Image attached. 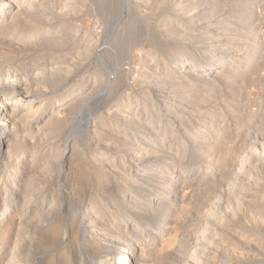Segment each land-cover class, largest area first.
I'll list each match as a JSON object with an SVG mask.
<instances>
[{
	"label": "rangeland",
	"instance_id": "rangeland-1",
	"mask_svg": "<svg viewBox=\"0 0 264 264\" xmlns=\"http://www.w3.org/2000/svg\"><path fill=\"white\" fill-rule=\"evenodd\" d=\"M5 1L6 0H1V3H4ZM119 1H121V2H119ZM157 1H158V3H157ZM176 1L178 2L180 0H173V1L172 0H166L165 1L166 5L160 7L159 2H161V0L160 1L159 0H138V1L137 0H67V1L66 0H61V1L60 0H55V1H52V0H36V2H35L36 4L34 3L30 7L24 8L25 10H23L21 12V17L19 18L20 21L18 19V20H14L13 22H11V20L9 19V21L7 23L5 22V20L2 23H0V101H1L0 103H2L4 98L7 99V97H8V95H6V94L9 91L7 89H5L6 86L7 87L11 86V85L20 86V89L22 90V94L24 92V94H27V96H29L28 99L31 102L29 104L30 106H28L27 108L30 109V108H33V106H35L36 104H39L42 102H43V105H45L44 102L46 100H48V98H50L56 94H59L65 88H69L71 86H76V87L77 86H84L85 85L84 83H86V80L87 81H93V79L96 78L97 76H101L98 79L97 78L94 79L97 82L95 83V87L90 89V92H89L90 96H93L94 94H96L101 89L100 81H102L104 84H106V82L107 83L109 82L110 85L113 83V79L115 77V74L112 72L110 75H107L105 70L103 71V69L105 67V63H104V59H101V57L106 52H108V51H106V49L110 48V49H108L109 52L113 50L112 47L115 46V44H113V41H114V39H117V35H119V34H120L119 36L121 39H123L124 41L126 40L125 41V46H126L125 47V55L127 54L128 56L126 55L127 57L125 58V60H123L122 62H119V64L121 66L118 64L117 68H121L124 66L123 69H125L127 71V81L129 83H131L132 79H133L132 77H134L133 72L139 73L142 70V63L144 62V59L142 60L143 53L151 52L156 46L155 44L152 43L151 40H153V39H151L152 37H150V36L154 35V32L151 31L149 34L148 31L155 29V32L157 33L159 30L165 29L164 27L159 26L160 24L158 22L159 21L158 19L162 18L163 16H165L168 13L174 17H178L177 12H179L178 11L179 7H177V5H175L177 3ZM194 1L195 0H193V1L189 0V2L187 4L183 5V8L187 7L189 4L191 5L192 2H194ZM202 1L203 0H201V2L199 1L200 6H199V4H197L196 7L193 8L194 11H192L193 9L191 7H190V9L185 8V9H189L188 12L192 11L193 13L192 12L189 13V16H188V12H186L187 15L182 17V18H185V19L193 18V15L195 16V15H197V13H199V12L202 13L204 11L208 12L207 15H209V13L213 12L214 16H211L212 19L209 17L210 19H208V20L207 19H204V21L203 20H197V22L199 24L197 22H196L197 24L193 23V27H195V26L198 27L200 25L201 26L203 25L205 27V29H207L208 26H206V24L212 23L213 26L210 25L208 28H212V27L215 28V26L217 27V23L223 21L224 24L228 25L230 29L232 28L231 30H233V32L235 31V28H238V26H239L237 24L239 21L238 15L242 12V8L249 6L248 4L250 2H252L251 0H249L250 2L249 1L244 2L243 0H204L203 5H202L201 4ZM240 2H242L243 4H241ZM156 3L159 6L155 7V5H157ZM62 4H63V7H62ZM40 5L42 6L41 10L38 9L40 7ZM36 6L38 8H36ZM112 6H114V7L116 6L118 8V11H117V8L115 7V9L117 11V15H116L117 17L112 15L114 13V11H113L114 7H112ZM69 7H71L72 9ZM218 7H219V9H218ZM230 7L231 8L233 7V8L231 9ZM122 8L123 9L127 8V9L126 10L124 9L125 10L124 11V10H122ZM253 8L255 10L254 11L255 15L257 13V15H256L257 18L254 15L255 23L258 24L259 27H264V20L263 21L261 19L258 20V18H264V12L261 13V11H260V10H262V8H260V9L257 7H253ZM128 9H130V11ZM34 10H37V11H34ZM195 10H196V12H195ZM208 10H210V11H208ZM40 12H42V13H40ZM232 12H233V15H235V16H231ZM130 13H132V14H130ZM104 15L105 16L107 15V16L105 17ZM109 15H110V18H109ZM35 16H36V18H35ZM147 17H149V18H147ZM233 17H235V18L233 21H231V19H233ZM226 19H227V21H226ZM131 21L136 22V23L133 22L134 25H136V26L132 27L133 24ZM200 21H203V22H200ZM1 24H3V25H1ZM129 25H131V26H129ZM36 28H41L43 31L45 30V32L42 33L43 35L41 34L34 41H25V40L23 41L20 39V37H19L20 33H29V31H32L33 29H36ZM130 28H132V29H130ZM191 29H194V28H191ZM130 31H132V32H130ZM194 32H192V33L194 35H196V33H194ZM188 34L190 36L187 35L185 39L180 41L181 44L179 43V45L184 47L182 49V52L186 53L187 58L190 56V54L187 52L191 51V49L188 47V45L191 44V42H192L191 35H193L191 33H188ZM209 34L210 33H207L206 35H204V34H201V31L198 32L196 35V41L201 42L203 40V37L207 38L208 36H210ZM232 34H234V33H232ZM119 36H118V39H120ZM125 36H126V38H124ZM198 36H200L199 37L200 40H199V38H197ZM188 39H190L191 42L184 41V40H188ZM116 41L117 40H115L114 43ZM185 42H187V44H185ZM104 50H105V52H103ZM54 63H55V65H54ZM101 63H103V64L101 65ZM125 64L127 66H125ZM136 73H135V76H136ZM259 74H261L262 77H264V71H261V73H259ZM94 75H96V76H94ZM262 77H261V82H260L261 84H262L263 79H264V78L262 79ZM130 78H132V79H130ZM97 84H99V85H97ZM219 85L220 84L209 89L206 92L207 94H204V100H207L208 98L210 100V98H211V101L212 100H214L215 102L218 101L219 104H221L222 102H226V105H227V106H223V107H218L219 104L218 103L215 104L214 101H212L214 105L213 104L211 105L213 107V109H212L213 113L215 111L216 112L214 114L219 113L218 116H216V120L213 123H211V125L213 124V127H215L216 123L218 124V123L222 122V126H223V129H222L223 132H220L221 135L217 137L218 138L217 143L219 144L220 151L217 152L215 154V157H214L215 162L217 164L216 165L217 170L216 171L214 170L215 172L212 171L211 175L207 176L205 180H203V178H202L201 180L194 181L196 184L193 186L190 184L191 183L190 180L192 181V179L194 178L195 171H190L189 173L186 174V177L188 180L187 179L184 180L185 182L181 185V193L179 196V197H182V194H183V195H185V198H186L184 201L185 204L183 207V213H180V214L178 213L175 216V218L173 217V220H175L176 222L172 223L171 226L169 225L170 228L168 230H165L161 236V240H163V239H167L168 235L170 234V235H172V237H176V239L179 242L178 241L176 242V239H173L172 240V242H174L173 244H164L163 247L165 249L161 248L163 243H158L157 246L155 245V248L153 247L154 248L153 250H155V251L148 252L150 250V247L148 245V241L151 239V236L149 233L148 234L149 240L146 239L145 241L137 243L139 246L142 245V247L145 249L144 250V252H145L144 256L145 257L142 259L145 262V264H193L194 263L193 261L195 260V257H196V256H194L195 250L199 249L200 246L202 245V242L205 241V239H202L203 238L202 232H204L203 230H205L207 226L211 227V229L213 230V233H215V232H216L215 234L218 233V235L213 236V237H215V239L214 238L212 239V237H210L213 242H212V245L210 246V248H208L209 246L207 247L208 250L206 249V252H205L207 255H209V260H210L209 262L210 263H212V261H218L219 260L223 264H227V263H231V264H236V263L237 264L238 263L239 264H264V251H263L264 250V245H263L264 244V217L261 218L258 216L257 212L254 210L252 203L250 202L249 199H247V198H249L248 195L249 196L250 195L255 196V194H256V196H257V195L262 194L264 192V187H263L264 186V149L260 148V150H259V147H262V144H261L262 139L261 138L264 134V126L261 125L264 123V117H263L264 116L263 115L264 114L263 113L264 112V107H263L264 106V104H263L264 103V94H263L264 92L261 90L260 87H262V86H260V84H257V86L251 85V86L247 87V86H241L242 83L239 82L238 85L235 86V88H234V86L232 87L235 90L231 89V87L228 88V86L225 87L224 85H221V87H220ZM252 86L255 88L253 89ZM242 87L244 88V90ZM245 87H247L248 89ZM250 88H251V90H250ZM134 89L135 88L126 89V90H124V93H132L133 95H136L137 93H139L138 89H135V90ZM212 89H213V91H212ZM260 92L261 93L263 92V93L261 94ZM229 93H233V94H236V96L237 95L238 96L237 97L235 96V99L233 100V98H230ZM243 94H245L246 96H244ZM210 95H212V96L210 97ZM243 96H244V98H242ZM262 96H263V98H262ZM258 99H260V101ZM235 100H236V102H235ZM89 104L91 105L92 103L87 101L85 103L86 107H84V105H83L82 106L83 108L81 107L82 109L80 111V112H83L82 116L85 114L87 118L84 115L83 117H80L77 119L76 113L78 114V112H77L78 108L75 111H72L71 109L70 110L69 109H62L59 112V117H60L59 119H61L60 130L57 132V131H53L52 128L51 129L46 128L45 130L42 129V131H41L42 135L40 137V140H37L35 142V147H34L38 154L47 155L50 153H52V154L57 153V155H58V153H60L58 151H62V149H65L64 153H66L67 147H68V143L65 142L67 140L66 139L64 140L65 136L67 135L66 133L72 134V136H71L72 138H71L70 142L71 143H73V141L76 143L78 142L77 144H78V147L81 151L78 150V152H79L78 153L76 150L77 154L72 153L71 157H69V159L71 160L72 163L70 162L69 159H67L66 165H65L64 171H63V173L65 175H63V176L59 175V172H60L59 169L60 168H59L58 163H53V164L49 165L51 171L49 174H47L49 176V177L47 176L48 178L46 177V175H44V176L41 175L42 172L37 173V172H39V171H37V170H39V168H36V167L33 168L34 169L33 170L34 171V180L32 181V184H33L31 186L32 189L28 190V191L25 189H23V190L21 189L22 191L18 192L17 197H14L11 199L12 202H14L11 206V210H12L11 215L12 216L5 222L6 223V224H4L5 226L2 225V221L0 220V229H2V231L0 230V264H3V263L4 264H16V263L17 264H49V262L52 260V258L54 259L58 256V252H57L58 250H56L57 247L47 248L46 244L43 243V241L41 239H39V238H41L40 237V233H41L40 230L42 231L43 223L46 221H47L46 223L53 221L56 224L58 223L57 225H59L63 230L67 229L68 230V231L66 230L67 236L65 235V238H68V236H70L71 233L75 232L77 228L78 229L80 228L79 230H81V232H83L81 229L84 226L82 224L83 214L85 213L84 211L86 210V208L90 206L89 202H91V203L93 202L94 205H96V203H98L96 206H98V207L100 206L99 207L100 212L98 213L100 215L99 216L100 218L97 220V223L102 222L103 226L104 225L109 226V228L113 231L114 234L120 233V232L123 233L124 231H123V229H121V228H123V226H126L128 229H130V226L132 225L134 219L135 218L137 219V217H141V213L135 212V210H136L135 207L137 205H135V207L131 206L130 208H128L126 210L127 212L125 211L126 213L124 212L125 216L129 215L128 218H125V220L127 222L124 225L120 224V222L117 220V217H115L119 213L117 209L120 208L118 206H121L119 202H120L121 197H123L124 191H122V189H121L122 185H119V183L117 182L118 181L117 177L114 175L113 163H118L121 158L124 159L126 157L125 155H126L127 148L129 146L130 138L128 137V138L121 139L122 137H124L122 131H123V128L125 127V122L123 120H121L118 117V115H116L115 113L112 114V111L114 109H110L111 104H107V103L102 102V101L98 105L93 103L92 106H90ZM210 104L211 103H209L208 105H210ZM233 104H234V107H232ZM259 104L261 107L259 106ZM215 105H217V106L215 107ZM235 106H237V107L235 108ZM11 107L12 106H8L7 109L12 110ZM96 107L98 110L96 109ZM93 108L96 109L97 112ZM220 108H222V109H220ZM227 108H228V110H227ZM234 108L236 109L237 112H230L229 109H234ZM18 109L20 110L19 105H17V107H16L17 111H19ZM29 109H27V110H29ZM85 110L88 112L84 113V112H86ZM260 111H261V113L259 116H254V115H257V113ZM91 113H92V115H91ZM113 115H115V116H113ZM219 116H220V118H219ZM28 117L25 119L26 121L22 122L23 126L20 127L21 129L22 128L25 129L26 128L25 125H27L28 123H29L28 126L31 128V125H32L31 121L33 120L32 118L34 116L30 115ZM260 117H262V118H260ZM229 119H232L234 121H231ZM78 120L79 121L81 120V122H79ZM217 120H218V122H217ZM219 120H220V122H219ZM77 122H78V129L80 128V129H83V131H84V132H81V135H79L80 133L77 132L78 130L72 131V129H70V127L71 128L74 127V125ZM96 123L100 127H98L96 125ZM114 123L117 124V128L112 129L109 126V124L112 126V124H114ZM118 123H119V125H118ZM79 125H81V126H79ZM101 126H104L105 128L101 127ZM108 128H111V129L107 130ZM137 128H140V127H137ZM248 128L250 130L247 131ZM2 130H4V128L1 129V131ZM20 130L18 133H20ZM251 130L254 132L256 131L255 133L258 134V136H257L258 138H256L257 134H253L254 132L253 133L251 132V136L250 135L248 136V134L250 133ZM34 131H35V129H33V132ZM45 131H47V132H45ZM107 132H109V133H107ZM111 132H112L111 135L113 138L109 135ZM113 132L115 135H113ZM128 132H129V130H128ZM246 132H248L247 135H246ZM259 132H260L261 136H259ZM170 133L167 136V139H166L167 142L165 141L166 143L171 141L170 138L172 136ZM116 134H117V136H116ZM245 136H248V137H245ZM1 137H2V132H1ZM246 138H247V141H245ZM252 138H253V140L254 139L255 140L254 141L251 140ZM2 140L3 139H0V141H1L0 145L1 146H3ZM122 140H123V142H122ZM243 140L246 143L245 142L243 143ZM13 141L14 140L10 141V143H14ZM71 143H69V144H71ZM96 143L99 144L100 146L98 145V147H97ZM166 143H164V144H166ZM249 143H250V145H249ZM259 143H260V146L258 145ZM220 144H221V146H220ZM24 145H26V144H24ZM106 146H108V147H106ZM6 147H7V145L5 142V148L3 151H1L2 156H0V210L4 209V207H6L7 203L10 200V199H7V197H8L7 193H5L4 189L2 188L4 186V181L8 176H10L14 172L13 169L15 167V163H14L13 159L16 158L17 152L21 151L22 150L21 148H23L20 146L18 149L17 148L15 149V147L12 146L11 148H13V149H10L11 152L9 155L12 157L9 158L5 154ZM245 148H247L248 150L247 149L244 150ZM239 149H241V150H239ZM173 150H175V148H173V149L167 148L166 149L167 152H171V153L174 152ZM251 150H252V152H251ZM96 151L98 154L102 153V152H104V153L106 152L107 155L112 157L110 159V161L106 160L105 158H102V160H104L103 161L104 165H106L103 171H105L109 174L108 177L110 179V182H111L110 184H111L112 188H110V186H108L107 188L104 187L102 189L101 186H98V185H100L101 180H96L94 176H93V178L92 177L88 178L89 180H86V181L85 180L83 181V180H80L79 178H76L77 177L76 176L77 164H82L83 166H89L90 164L96 165L98 163L97 161H95V157L97 154ZM260 151H262V152H260ZM237 152H239V153H237ZM249 152H251V153H249ZM174 154H176V158L180 157L178 152L177 153L174 152ZM73 155H75V156L73 157ZM77 155H78V157H77ZM82 155L83 156L85 155V157H83ZM239 155H241V156H239ZM244 155H246V156H244ZM248 155H252L253 157L251 156V158H250ZM242 156H244L245 159L250 158L251 160L248 159L249 161L247 160V162H246V160L244 158H242L245 161L244 160L240 161V160H242L241 159ZM81 157H83V158H81ZM238 159H240V160H238ZM254 159H255V161H254ZM79 160H80V162H77ZM183 160L185 161V159H182L180 161L184 162ZM180 161L179 162L177 161L176 165L178 167H180L179 166L180 164H178V163H180ZM237 161H239V162H237ZM67 162H69V163H67ZM85 163H87L88 165L87 164L85 165ZM137 163H141L140 160L136 161V162L132 161V163H131L132 166H130L131 170ZM237 163H239V165ZM244 165H246V166H244ZM66 166L68 167V169ZM238 166H240L241 168ZM110 168L112 169V171ZM35 171H37L36 172L37 175H35ZM238 172H239V174H238ZM58 175H59V177H58ZM1 176H2V178H1ZM66 176H67V178H66ZM168 176L169 175H167V177ZM19 179L20 180L23 179V175H21V177ZM246 179L249 181H247ZM87 181H89V182H87ZM213 181H214V183H213ZM244 181H246L247 184H245ZM210 182L212 184H210ZM16 183H17V180L15 182H11V183L9 182V184L11 185V188H8L7 190H11L12 188L14 189V187H15L14 185ZM168 183L169 182H167V184ZM234 183L235 184L236 183L241 184L243 186L242 187L243 189H245L247 187V189H245L244 192H242V190H241V192L238 190V192L241 193L240 194L241 197H240V195L239 196L235 195L233 198L229 196V194H230L229 191H230V189L233 188L231 186L234 185ZM211 185H214V186L212 187ZM41 187H43V188H41ZM191 188H193V189H191ZM220 189L222 191L225 190V191H223V193H225V194H223ZM227 189H229V190H227ZM103 190H104V192H103ZM106 191H109V192H106ZM195 191H196V193H195ZM226 191H228V193H226ZM226 194H228V196H226ZM231 198L235 201L233 202V200ZM235 198L238 199V201H236ZM226 201H227V203H230L229 204L230 206L229 205L227 206ZM231 203H233L234 205ZM175 206L176 205H173V208L178 207V206H176V207ZM46 208L51 209L50 214L48 216H45V218H44L45 221H43V222L40 221L41 223L39 221L38 222L36 221L37 222L36 223L35 219L33 220V216H34L33 214L41 211L42 209L45 210ZM225 209L227 211H225ZM131 210H132V212H131ZM133 211H134V213H133ZM215 212L222 214V215H220V214L218 215L217 219L219 218V220L212 219V213H215ZM206 216L208 217V219L204 218V219L200 220L201 218L206 217ZM198 218H200V219H198ZM209 218L212 220L209 221ZM259 218H261V219H259ZM141 219L143 220L144 217L140 218L139 220L141 221ZM224 219H226V220H224ZM204 220L207 223V225H205L206 223L204 222ZM55 221H57V222H55ZM180 221L182 222V224ZM183 221H184V223H183ZM196 221H197V223L199 222L201 224V226L199 223L196 224ZM207 221H209V223ZM214 222L216 224L220 222L219 223L220 227L219 226L214 227L215 226ZM223 222H225V223H223ZM46 223L44 225H46ZM24 224H26L25 225L26 227L24 226ZM37 224H39V225H37ZM77 224L79 227L77 226ZM178 224H181V225H178ZM187 224H188V226H187ZM189 224H191V225H189ZM202 225H203V227H202ZM36 226H38L37 228L39 230L36 228ZM190 226H192L193 228L191 227V229H190ZM117 227H119V228H117ZM196 227H197V229H196ZM172 228L175 229L174 233L171 232V230H170ZM181 228L183 231L181 230ZM184 228L186 229L185 232H184V230H185ZM194 228L196 230H194ZM216 228H218V229H216ZM219 228H221V230H222V228H224V229L221 231ZM78 229H77L76 234H77V237H79V238H78V240L76 239L77 237L75 238L76 240L74 239V242H72V245H70L69 250L72 247H75L81 241L80 240L82 238L81 236H84L83 233L80 235V233H81L80 231L78 233ZM92 230H93V228L89 227L88 230L84 232V234L86 233L89 236L90 232ZM178 230H179V232H178ZM191 230H194V231L191 232ZM201 230H202V232H201ZM182 232L185 234H183ZM180 233H182V235ZM186 233H188V234H186ZM194 234H195V236H194ZM198 234H200V235H198ZM136 235L137 234H134L132 237H137ZM197 235H198V237H197ZM179 236H180L181 240H179ZM182 236H183V238H182ZM190 236H192V237L190 238ZM199 236H201L202 238H199ZM219 236L220 237L222 236V238L220 239ZM249 236L251 237V239H248V238H250ZM132 237H130V235H129V238H132ZM243 237H244V239H243ZM189 238L190 239L193 238L194 239L193 242H191L192 240H190ZM238 238H240V239H238ZM186 239L187 240L189 239L190 241L187 242ZM199 239L200 240L202 239L203 241L201 240L202 241L201 242V241H199ZM183 240H184V243L186 241V243H185L186 249H185V247H183L184 249L182 250V248H181V251H180V249H178L177 246H178V243H180L181 241L183 242ZM39 241L42 243H40ZM132 241H133V239H132ZM194 241L197 244H195ZM189 242H191L192 244L191 243H190L191 245L188 244ZM193 243L195 246L192 247ZM198 243H200L201 245ZM189 245H190V247H188ZM204 245H205V243H203L202 246H204ZM160 248L162 249L161 253L159 252V251H161V250H159ZM156 249H158L157 252H156ZM191 250H192L193 256L191 254ZM53 251L55 253H53ZM177 251L179 252L180 255L178 254ZM49 252H51L52 254ZM136 252H137V254H139V250H137ZM182 252L184 255L182 254ZM212 252L214 253V255H213L214 257L211 256L213 254ZM151 253H153V254H151ZM198 253H199V250H198ZM215 253H216V255H215ZM164 254H167V255L165 256ZM160 255L165 256V257L160 258L161 257ZM157 256H159V257H157ZM78 259L80 260L81 258H77V260H74L73 263L78 264L80 262V264H84L86 262L85 264H89L86 261L87 259L86 260L84 259L83 260L84 262L79 261ZM192 259H194V260H192ZM186 261H187V263H186ZM96 263L99 264L97 262V260H93V262L91 264H96Z\"/></svg>",
	"mask_w": 264,
	"mask_h": 264
},
{
	"label": "bare ground",
	"instance_id": "bare-ground-1",
	"mask_svg": "<svg viewBox=\"0 0 264 264\" xmlns=\"http://www.w3.org/2000/svg\"><path fill=\"white\" fill-rule=\"evenodd\" d=\"M52 1H55V0H52ZM165 1L166 0H164V1L161 0V2H159L160 7L166 5ZM191 1H193V0H191ZM199 1L201 2V0H197V1L195 0L194 2H192L191 5L189 4L187 7H184V8H183V5L187 4L189 2V0H180L178 2L176 1L177 3L175 2L176 3L175 5H177V7H179L178 11L180 12L179 13L176 11L178 13V17H174L168 13L165 16H163L162 18L158 19L159 20L158 22L160 24L159 26L164 27L165 29L159 30L157 33L155 32V29H153V30L148 29L149 34L151 31L154 32V35H153L154 37L153 36H150V37H152L151 39H153V40H151V41L156 46L151 52L143 53L142 60L144 59V62L142 63V70L139 73L133 72L134 77H132L133 79L130 78V79H132L131 83H129L127 81V71L125 69H123L124 66L121 68H117L119 62H122L128 56L127 54H126L127 56L125 55V47H126L125 41L126 40L124 41L123 39H121L119 36L120 34H119V35H117V39H114V41L115 40H117V41L115 43L113 41V44H115V46L113 45L114 47H112L113 50L109 52L108 49H110V48L106 49V51H108V52H106L102 56L103 58L101 57V59H104V63H105V67H104L103 71L105 70L107 75H110L112 72L115 74V77L113 79V83L110 85L109 82L108 83L106 82V84H104L102 81H100L101 89L96 94H94L93 96H90V94H89L90 89L95 87V83L97 81L94 79H96V78L98 79L101 76H97L96 78L93 79V81H87L85 79L86 83H84V82L83 83L86 86L85 85L84 86H77V87L71 86L69 88H65L59 94H56V95L48 98V100H46L44 102L45 105H43V102H42V103L36 104L37 106L35 105V106H33V108H30V109L27 108L28 106H30L29 104L31 102L28 99L29 96H27V94H24V92L22 94V90L20 89V86L11 85L8 87L6 86L7 88L5 87V89H7L9 92L6 94V95H8L7 99L4 98L2 103H0V139H3L2 140L3 146L0 145V156H2L1 151H3L5 148V142L7 145L5 154L9 158L12 157V156H9L10 152H11L10 149H13V148H11L12 146H14L15 149L16 148L18 149L21 146V147H23V148H21L23 151L21 150V151L17 152L16 158L13 159V161L15 163V167L13 169L14 172L5 179L4 186L2 187L5 191V193H7V196H8L7 199H10L9 202L7 203L6 207H4V209L0 210V218H1L0 220L2 221V225L6 224L5 222L12 216L11 215L12 214L11 206L14 202H12L11 199L14 197H17L18 192L22 191L23 189H25L27 191L32 189V187H31L33 185L32 181L34 180V171H33L34 169L33 168H35V167L39 168V170H37L39 172L35 171V175H37V173L42 172L43 174L41 173V175H43V176L46 175V177H47L48 176L47 174H49L51 171L49 165L53 164V163H58L59 168H60V169L58 168L60 170L59 175L63 176V175H65L63 173V171H64V167L66 165L67 159H69V157H71L72 153L77 154L78 150H80L78 147V144H77L78 142L77 143L74 141H73V143L70 142L71 138H72L71 137L72 134H70V133H66L67 135L65 136V138L63 137L64 140L65 139L67 140L65 142L68 143L66 153H64L65 149H62V151H58V152H60V153H58V155H57V153L56 154L50 153L47 155H44V154L41 155V154H38L37 151L35 150V148H34L35 142L37 140H40V137L42 135L41 134L42 129L45 130L46 128H48V129L52 128L53 131H57V132L60 130V127H61V119H59L60 118L59 117L60 110H62V109H69L70 110L71 109L72 111H75L78 108V111H77L78 114L76 113L77 119H78V118L83 117L85 115L84 114L82 116L83 112H80V111L83 108L82 107L83 105H84V107H86L85 103L87 101L91 102L92 104L95 103L96 105L100 104L101 101L105 102L107 104H111L110 109H114L112 111V114L115 113L116 115H118V117L121 120H123L125 122V127L123 128V131H122L124 137H122V138L120 137V138L121 139L128 138V137L130 138L129 146L127 148L126 155H125L126 157L124 159L121 158L118 163H113L114 175L117 177V180H118L117 182L119 183V185H122L121 186L122 191H124L123 197H121V199L119 198L120 199L119 203L121 205V206H118L120 208L117 209L119 213L115 217H117V220L120 222V224L124 225L127 222L125 220V218L129 217V215L125 216L124 212L128 208H130L131 206L135 207V205H137L135 207L136 208L135 212L141 213V217H137V219L136 218L134 219L132 225L130 226V229H128L126 226L122 225L123 228H121V229H123L124 232L114 234L113 231L109 228V226H107V225L103 226L102 222L97 223V220L100 218L99 217L100 215L98 214L100 212V208H99L100 206L99 207L96 206L98 203H96V205H94L93 202L91 203L88 201L90 203V206L86 208V210L84 211L85 213L83 214L82 224L84 226H83V228H81L83 232H81V230H79L80 228L79 229L77 228L78 233L80 231L81 232L80 235L83 233L84 236H81L82 237L80 239L81 241L75 247H72L70 250H69L70 245H72V242H74V239L77 237V234H76L77 229L75 228L76 231L71 233V235L68 236V238H65V235L68 231L67 229H66L67 231L65 229L63 230L59 225H57L58 223L56 224L53 221L48 222V223H46L47 221L44 222L43 227H42V231L40 230L41 233L39 232L40 237H41L39 239H41L43 241V243L46 244L47 248L57 247L56 250H58L57 251L58 256L54 259L52 258V260L49 262V264H75L73 262H74V260H77V258H81L80 260L78 259L79 261H83L84 259L85 260L87 259L86 261L89 264H91L93 262V260H97V262L99 264H145V262L142 260L145 257L144 256L145 255L144 254L145 249L142 247V245L139 246L137 243L145 241L146 239H148L149 233L151 236V239H150L151 241L148 239L149 240L148 245L150 247V250L148 252L155 251L153 249L155 248V245L157 246L158 243H163L161 246L162 249H165L163 247L164 244H173L174 242H172V240L176 239V237H172V235L169 234L167 239L161 240V236L165 230H168L170 228L169 225L171 226L172 223L176 222L175 220H173V217L175 218V216L178 213L179 214L183 213V207L185 204L184 201L186 198H185V195H183V194H182V197H179V196L181 193V185L185 182L184 180L187 179L186 174L189 173L190 171H195V176L192 179V181L189 179L191 183L188 181L193 186L196 184L194 181L201 180L202 178H203V180H205L207 176L211 175L212 171L217 170V168H216L217 164L215 162L214 157H215V154L220 151L219 144L217 143V141H218L217 137L221 135L220 132H223L222 131L223 126H222V122L218 123V124L216 123L215 127H213V124L211 125V123H213L216 120V116H218L219 113L214 114L216 111L213 113V111H212L213 107L211 105L213 104L212 101H214V100L211 101V98H210V100H209V98L207 100H204V94H207L206 92L209 89L215 87L218 84H220L219 85L220 87H221V85H224L225 87L228 86V88L231 87V89H233L232 87L234 86V88H235V86L238 85L239 82L242 83L241 86H247V87L251 86V85L257 86V84H260V86H262V87H260V86L259 87L264 92V79H263L264 77H262V75L259 74V73H261V71H264V27H259V25L255 23V18H254V15H255L254 11L255 10L253 8V7H257L259 9L262 8L263 11L262 10H260V11H261V13L264 12V0H251L252 2H250L249 0H243L244 2L249 1L250 3L249 4L247 3L249 6L242 8V12L238 15L239 21L237 24L239 26H238V28H235L234 32H233V30H231L232 28L230 29L229 26L224 24L223 21L217 23V27L215 26V28L214 27L208 28L210 25L213 26L212 23L206 24V26H208L207 29H205V27L203 25L202 26L204 28L201 25L198 27H196V26L193 27V23L195 24L197 22V20H203L204 21V19L208 20L211 18V16H214L213 12H211L212 14L209 13V15H207L208 12L204 11L202 13H200V12L197 13V15H195V16L193 15V18H187V19L182 18V17L187 15L186 12L189 11L190 7L192 9L195 8L196 5L199 4ZM203 1L201 3L202 5H203ZM35 2H36V0H6L4 3H1V0H0V23H2L4 20L7 23L9 21V19L11 20V22H13L14 20H18L21 17V12L23 10H25L24 8L30 7ZM119 2H121V1H119ZM157 3H158V1H157ZM240 3L243 4L242 2H240ZM159 5L157 4V5H155V7H157ZM199 6H200V4H199ZM41 7H42L41 5L39 8L36 6V8H38L40 10L42 9ZM62 7H63V4H62ZM112 7H114V6H112ZM115 7L113 10L114 13L112 14L114 16L117 15V11H118V8L116 7L117 8V11H116ZM219 7H218V9H219ZM69 8H71V7H69ZM127 8H124V9L126 10ZM185 8H189V9H185ZM124 9L122 8V10H124ZM37 10H34V11H37ZM128 10L130 11V9H128ZM192 11H194V9ZM192 11L188 12V16H189V13H191ZM208 11H210V10H208ZM195 12H196V10H195ZM40 13H42V12H40ZM130 14H132V13H130ZM256 15H257V13H256ZM256 15H255V17H256ZM231 16H235V15H233V12H232ZM149 17H147V18H149ZM35 18H36V16H35ZM109 18H110V15H109ZM234 18L235 17H233V19L230 18L231 21H233ZM227 19H226V21H227ZM260 19L262 21L264 20V18H258V20H260ZM19 21H20V19H19ZM203 21H200V22H203ZM133 22H132V24H133L132 27L136 26V25H134V23H136V22H134V23ZM1 25H3V24H1ZM129 26H131V25H129ZM191 28H194V29H191ZM130 29H132V28H130ZM200 31H201V34H204V35H206L207 33H210L209 34L210 36H208L207 38L203 37V40L201 42H198V41H196V35ZM44 32H45V30L43 31L41 28H36V29H33L32 31H29V33H20L19 37L23 41L24 40L25 41H34L37 39V37H39ZM130 32H132V31H130ZM192 32L196 33V35H194ZM188 33H191L193 35H191L192 42L190 39L184 40V41L191 42V44L188 45V47L191 49V51L187 52L190 54V56L187 58L186 53L182 52V49L184 47L179 45V43H180V41L185 39L187 35H189ZM232 33H234V34H232ZM118 36L120 39H118ZM200 36H198L197 38H199ZM124 38H126V36ZM199 40H200V38H199ZM185 44H187V42H185ZM103 52H105V50ZM102 64L103 63H101V65ZM54 65H55V63H54ZM125 66H127V65L125 64ZM135 73H136V76H135ZM94 76H96V75H94ZM260 76L263 79L262 84L260 83L261 82ZM97 85H99V84H97ZM247 87H245V88H247ZM131 88L138 89L139 93H137L136 95H133L132 93H124V90L131 89ZM251 88H250V90H251ZM254 88L255 87H253V89ZM233 90H235V89H233ZM243 90H244V88H243ZM212 91H213V89H212ZM229 95H230V98H233V100L235 99L236 94L229 93ZM243 95L246 96L245 94H243ZM211 96L212 95H210V97ZM244 96L242 98H244ZM262 98H263V96H262ZM258 100L260 101V99H258ZM235 102H236V100H235ZM209 103H211V104L208 105ZM216 103L219 104L218 101L215 102V104ZM92 104L91 105L89 104V105L92 106ZM17 105L20 106V110L18 109L19 111L16 110ZM8 106H12L11 107L12 110L7 109ZM216 106L217 105H215V107ZM223 106H227L226 102H222L221 104L218 105V107H223ZM259 106H260V104H259ZM97 107H96V109H97ZM232 107H234V104ZM236 107L237 106H235V108ZM235 108L229 109L230 112H237ZM27 109H29V110H27ZM96 109H94V110H96ZM220 109H222V108H220ZM97 110H96V112H97ZM227 110H228V108H227ZM87 112L88 111H86L84 113H87ZM260 113H261V111L258 112L257 115H254V116H259ZM30 115L34 116L32 118L33 120L31 121L32 125L30 124L31 128L28 126L29 125V123H28L27 125H25V127H26L25 129H23V128L21 129L20 127L23 126L22 122L26 121L25 119ZM91 115H92V113H91ZM113 116H115V115H113ZM85 117H86V115H85ZM219 118H220V116H219ZM260 118H262V117H260ZM232 119H229V120L234 121ZM79 122H81V120ZM217 122H218V120H217ZM219 122H220V120H219ZM263 124H261V125L264 126ZM96 125H97V123H96ZM118 125H119V123H118ZM79 126H81V125H79ZM109 126L112 129L117 128L116 123L112 124V126L109 124ZM98 127H100V126H98ZM101 127H104V126H101ZM137 127H140V128H137ZM3 128H4V130L1 131V129H3ZM111 128H108L107 130H110ZM33 129H35L34 132H33ZM70 129H72V131L78 130L77 132L80 133L79 135H81V132H84L83 129H80V128L78 129V122L74 125V127H72V128L70 127ZM19 130H20L21 134L18 133ZM128 130H129V132H128ZM248 130H250V129L248 128L247 131ZM252 130L250 131L249 134H248V132H246V135L248 134V136L249 135L251 136V132L252 133L254 132ZM1 132H2V137H1ZM45 132H47V131H45ZM109 132H107V133H109ZM255 132L253 134H257ZM169 133L172 136L170 138L171 141L166 143L167 142L166 139H167V136L169 135ZM111 134H112V132L109 134L112 137ZM113 135H115L114 132H113ZM116 136H117V134H116ZM248 136H245V137H248ZM257 136H258V134L256 135V138H258ZM259 136H261L260 132H259ZM261 139H262L261 140L262 141L261 142L262 147H259V150H260V148L264 149V134H263ZM12 140H14L13 141L14 143H10V141H12ZM251 140H253V138ZM245 141H247V138ZM245 141L243 140V143ZM122 142H123V140H122ZM69 143H71V144H69ZM164 143H166V144H164ZM24 144H26V145H24ZM98 145L99 144H97V147H98ZM249 145H250V143H249ZM258 145L260 146V143ZM220 146H221V144H220ZM106 147H108V146H106ZM167 148H169V149L175 148V150H173V151L175 153L178 152L180 157L176 158V154H174L173 151H172L173 153L167 152L166 151ZM246 149L247 148H245L244 150H246ZM76 150H77V152H76ZM239 150H241V149H239ZM252 150H251V152H252ZM251 152H249V153H251ZM260 152H262V151H260ZM96 153H97V151H96ZM237 153H239V152H237ZM252 155H248V156L251 158ZM74 156L75 155H73V157ZM239 156H241V155H239ZM244 156H246V155H244ZM244 156H242L241 159L244 158ZM77 157H78V155H77ZM83 157H85V155ZM83 157H81V158H83ZM102 158H105L106 160L110 161V159L112 157L107 155L106 152L105 153L102 152V153L96 154L95 161L98 162L96 165L90 164L89 166H83L82 164L76 163L77 164V167H76V170H77L76 176L77 177L76 178H79L80 180L86 181V180H89L88 178H90V177L93 178V176H94L96 180H101L100 185H98V186H101L102 189L104 187L107 188L108 186H110V188H112L111 184H110L111 183L110 179L108 177L109 174L107 172L103 171L106 165H104V163H103L104 160H102ZM250 158H247V159L244 158V159L247 162V160ZM182 159H185V161L184 160H183L184 162L180 161ZM244 159H242V160L238 159V160L243 161ZM139 160L141 163H137L131 170L130 166H132L131 165L132 161L136 162ZM177 161L178 162L180 161V163H178V164H180L179 165L180 167H178L176 165ZM254 161H255V159H254ZM70 162H71V160H70ZM77 162H80V160ZM237 162H239V161H237ZM67 163H69V162H67ZM87 163H85V165ZM237 164L239 165V163H237ZM244 166H246V165H244ZM238 167H240V166H238ZM67 169H68V167H67ZM111 171H112V169H111ZM238 174H239V172H238ZM21 175H23V179L20 180L19 178L21 177ZM59 175H58V177H59ZM167 175H169V176L167 177ZM1 178H2V176H1ZM66 178H67V176H66ZM16 180H17V183L14 185L15 186L14 189L12 188L11 190H7L8 188H11V185L9 184V182L10 183L15 182ZM247 181H249V180H247ZM87 182H89V181H87ZM167 182H169L170 184L169 183L167 184ZM244 182H245V184H247L246 181H244ZM213 183H214V181H213ZM210 184H212V183L210 182ZM214 185H211V186L213 187ZM231 187H233V188L230 189L229 196L232 198L235 195L239 196L241 194L238 192V190L240 192H241V190H242V192H244L245 189H247V187L245 189H243L242 188L243 186L239 183H236V184L234 183V185H232ZM41 188H43V187H41ZM191 189H193V188H191ZM227 190H229V189H227ZM223 191H225V190H223ZM223 191H222V193H223ZM103 192H104V190H103ZM106 192H109V191H106ZM195 193H196V191H195ZM226 193H228V191H226ZM223 194H225V193H223ZM226 196H228V194H226ZM240 197H241V195H240ZM248 197L249 198H247V199H249L250 202L252 203L254 210L257 212L258 216L261 218L264 217V192L262 194L257 195V196H256V194H255V196H251V195L249 196L248 195ZM227 201H226V203H227ZM234 201L235 200H233V202ZM236 201H238V199H236ZM229 204L230 203H227V206ZM231 204H233V203H231ZM173 205H176L178 207L173 208ZM225 211H227V210L225 209ZM50 212H51L50 208L49 209L46 208L45 210L42 209L41 211L33 214L34 215L33 220L35 219V222L36 221L37 222L38 221L43 222V221H45V219H44L45 216H48L50 214ZM131 212H132V210H131ZM218 212L212 213V219L219 220V218L217 219L218 215L220 214ZM133 213H134V211H133ZM220 215H222V214H220ZM143 217H144V219L143 220L141 219V221H140L139 219L143 218ZM204 218L208 219L207 216L203 217L201 219L200 218H198V219L202 220ZM210 218H209V221L212 220ZM261 218H259V219H261ZM224 220H226V219H224ZM209 221H207V222L209 223ZM55 222H57V221H55ZM204 222H205V220H204ZM45 223H46V225H44ZM183 223H184V221H183ZM198 223L196 221V224H198ZM219 223H217L218 225L215 223L214 227H216V226L220 227ZM223 223H225V222H223ZM181 224H182V222H181ZM181 224H178V225H181ZM25 225L26 224H24V226ZM37 225H39V224H37ZM189 225H191V224H189ZM205 225H207V223ZM77 226H78V224H77ZM187 226H188V224H187ZM200 226H201V224H200ZM37 227L38 226H36V228ZM89 227L93 228V230L90 232V235L88 236L86 233L84 234V232L87 231ZM191 227L192 226H190V229H191ZM202 227H203V225H202ZM117 228H119V227H117ZM196 229H197V227H196ZM196 229L194 228V230H196ZM216 229H218V228H216ZM219 229L221 230V228H219ZM223 229L224 228H222V230ZM0 230L2 231V229H0ZM170 230L173 233L175 231L174 228H172ZM181 230H182V228H181ZM194 230H191V232ZM202 230H201V232H202ZM185 231H186V229L184 230V232ZM203 231H204V232H202L203 238L201 236H199V238L205 239V241H203L202 239L201 240L203 242L200 239H199V241L202 242V245H203V243H205V245L202 246L200 243H198L201 246L199 249L195 250V252H194L195 253L194 256H196V257H195V260L192 259V260H194L193 264H223L218 259H217L218 261H212V263H210L209 262L210 261L209 255H207L205 253L207 247L209 246L208 248H210V246L212 245V242H213L212 239L213 238L215 239V237H213V236L218 235V233L215 234L216 233L215 231H214L215 233H213V230L211 229L210 226H207L206 229ZM178 232H179V230H178ZM182 233H180V234L182 235ZM134 234H137L136 235L137 237H132ZM183 234H185V233H183ZM186 234H188V233H186ZM129 235L132 238H129ZM198 235H200V234H198ZM198 235H197V237H198ZM183 236H182V238H183ZM194 236H195V234H194ZM191 237L192 236H190V238ZM210 237H212V239ZM78 238L79 237H77L76 239L78 240ZM221 238H222V236L220 237V239ZM132 239H133V241H132ZM189 239L188 240L186 239L187 242L190 240H192L191 242H193V240H194L193 238L190 240ZM238 239H240V238H238ZM243 239H244V237H243ZM248 239H251V237ZM179 240H181L180 236H179ZM177 241L178 240L176 239V242ZM191 242H189L188 244H190ZM40 243H42V242H40ZM185 243H186V241H185ZM185 243H184V240H183V242L181 241L180 243H178L177 247H178V249H180V251H181V248L183 250L184 249L183 247L186 246ZM194 243L197 244L195 241H194ZM194 243H193L192 247L195 246ZM190 245L188 247H190ZM161 248L159 249V250H161V251H159L160 253L162 252ZM185 249H186V247H185ZM137 250H139V254H137V252H136ZM157 250L158 249H156V252H157ZM198 250H199V253H198ZM49 253H51V252H49ZM53 253H55V252L53 251ZM151 254H153V253H151ZM178 254H179V252H178ZM182 254H183V252H182ZM191 254H192V250H191ZM164 255L166 256L167 254H164ZM213 255H214V253L211 256L214 257ZM215 255H216V253H215ZM165 256H161L160 258H162V257L164 258ZM192 256H193V254H192ZM157 257H159V256H157ZM186 263H187V261H186ZM78 264H80V262ZM227 264H231V263H227Z\"/></svg>",
	"mask_w": 264,
	"mask_h": 264
}]
</instances>
